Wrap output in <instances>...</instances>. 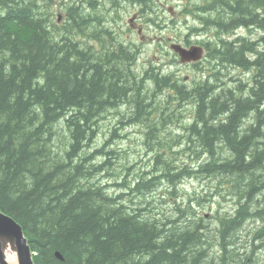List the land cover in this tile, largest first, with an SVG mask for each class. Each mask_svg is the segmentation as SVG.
<instances>
[{"label": "trees", "instance_id": "16d2710c", "mask_svg": "<svg viewBox=\"0 0 264 264\" xmlns=\"http://www.w3.org/2000/svg\"><path fill=\"white\" fill-rule=\"evenodd\" d=\"M48 3L0 0V209L34 264H264V1L183 3L205 49L188 80L136 72L101 5L58 24ZM128 129L141 165L116 145ZM186 179L232 206L206 217L174 195Z\"/></svg>", "mask_w": 264, "mask_h": 264}, {"label": "rangeland", "instance_id": "374dc122", "mask_svg": "<svg viewBox=\"0 0 264 264\" xmlns=\"http://www.w3.org/2000/svg\"><path fill=\"white\" fill-rule=\"evenodd\" d=\"M50 3H48L52 8L51 10L54 11V14H52L50 12V14L55 17V21L59 24L62 23H67L68 21V17L69 15H65V7L66 5L64 3H62L63 5V11L62 13L60 12V2H58V0H49ZM188 0H158V6H159V16H158V20H155V24L152 25H147V21L144 20V18L139 14V10L137 9H133V8H126L125 11H120V17L122 18L120 22H118V28L121 25L122 29H123V36L128 37V39H132L135 41V43H137L140 47H141V51L139 53V56H141V58H139L137 60V62L134 60L133 61V67L134 70L136 72H140L143 68L142 65L140 63V61H142L144 58L148 59L147 62L149 64L150 61H154L157 56V49H156V45H158V43L160 42H165V40H167L169 37H175V38H171V39H177V36H184L187 33V28L188 25L192 24H187L184 23L187 19L184 20V18L182 17V15L180 14L182 12V8L181 6L183 5V3L187 2ZM106 4L112 2V0H105ZM120 3V1H119ZM82 5V3H80L78 0H68V4H67V11H69V8L71 7H77V9L79 10V6ZM84 5V4H83ZM84 8H86V5H84ZM169 8H171L169 10ZM59 13H61L62 15H60ZM64 13V14H63ZM68 13V12H66ZM122 13V14H121ZM58 14L60 15V18L57 19ZM114 15H116L113 11ZM65 15L64 18H61V16ZM133 17V20L137 26H140L143 34H144V39L142 40L140 37V34L136 33V31L130 30L129 29V19ZM191 19V18H189ZM179 24V26L181 27H174V25ZM239 29V28H238ZM238 29L234 32V35L237 34H241V31H243L242 29L238 31ZM256 30H261L259 28H253V30H251L252 32L254 31V33L252 34L253 37H255L259 32ZM111 31H114L115 33V28L112 29ZM238 31V33H237ZM262 32H264L262 30ZM103 33L105 34L106 31L105 29L103 30ZM237 33V34H236ZM206 33H204L205 35ZM87 38V37H86ZM88 39V38H87ZM170 39V40H171ZM79 40L81 41H85V39L82 37V35H80ZM173 40V41H175ZM192 41L196 40V36H193L191 38ZM90 43L94 46H99V42L95 39V38H90L89 39ZM143 41V42H141ZM160 41V42H159ZM169 41V40H168ZM171 43V42H170ZM170 43H166V48H169V44ZM159 46V45H158ZM161 46V45H160ZM145 59V60H146ZM171 60V59H170ZM171 61H165L163 64H158V66H160L162 68V70H159L160 73L162 75H166L168 73H172L173 75H175L176 77H182L184 75H191V76H201L198 71H193L192 67H187V66H178L179 68H176L174 66H170ZM148 65V64H147ZM146 68H149L148 66H146ZM207 69H205L206 71ZM233 75L237 76L239 75L238 72L235 70L233 71ZM183 78V77H182ZM100 134L98 135L99 138V142H102L103 140V134L106 133V130H108V128H106L105 122L102 123V125L100 126ZM134 129H128V130H122V132H120L119 134L122 135V137L125 138V140L116 143L117 146L121 147V151H124L125 153H127V156L130 157L131 162L130 165L136 163V164H140L139 162H145L143 160L144 158V148L141 145V137H140V133H138V131L134 132ZM141 165V164H140ZM184 184V185H183ZM182 185H180V189H178L174 195H179L180 194V198L181 201L185 200L187 201V198L189 196H193V195H197L202 199V203H203V207L199 209V211L204 214V213H209L210 214V219L214 217V214L217 213L218 211H223L224 208L227 206H230L229 203H226V201L223 200H219L221 201L220 203L217 202L216 199L211 198L210 197V188L206 187V185L202 184L200 181L196 180V179H186L183 182ZM163 193V191H159V195ZM195 193V194H194ZM157 194V193H156ZM158 194L156 195L157 197L159 196ZM167 195V194H166ZM162 197L163 196H159ZM196 197V196H195ZM168 198V197H167ZM212 199V200H211ZM167 202H173L170 198L166 199ZM167 203L165 205L170 206V204ZM159 205H161V202H158ZM164 205V204H163ZM232 206V205H231ZM230 206V207H231ZM205 215V214H204ZM220 215V214H219ZM206 216V215H205ZM208 217V218H209ZM207 218V219H208Z\"/></svg>", "mask_w": 264, "mask_h": 264}, {"label": "water", "instance_id": "95a60500", "mask_svg": "<svg viewBox=\"0 0 264 264\" xmlns=\"http://www.w3.org/2000/svg\"><path fill=\"white\" fill-rule=\"evenodd\" d=\"M182 61L198 60L203 52L199 45L186 48L172 44ZM7 249L14 254L13 260L7 259ZM60 257V255L58 254ZM0 264H34L32 251L27 243L22 226L11 216L0 209Z\"/></svg>", "mask_w": 264, "mask_h": 264}, {"label": "bare ground", "instance_id": "6f19581e", "mask_svg": "<svg viewBox=\"0 0 264 264\" xmlns=\"http://www.w3.org/2000/svg\"><path fill=\"white\" fill-rule=\"evenodd\" d=\"M145 1H148V5H145ZM210 0H206V4L209 2ZM58 2H60V12L62 13V11H63V5H62V3H64L65 5H66V7H65V15H67V4H68V0H58ZM202 2H203V0H188L187 2H186V4L187 5H191V6H194V5H202V6H204L203 4H202ZM212 3V2H211ZM129 6H130V8H135V9H137V10H139V14L144 18V20H146L147 22L149 21H152V20H158V16H159V6H158V0H129V2H127L126 3V5L124 6V8H122V11H125L126 10V8H129ZM206 10V9H205ZM264 11V10H263ZM52 12H54V11H52ZM61 13H59L60 15H62ZM63 13V14H64ZM206 12H203L202 14H204V15H206L205 14ZM54 14V13H53ZM58 14V17H57V19L58 18H60V15ZM122 14V13H121ZM119 15H120V13H119ZM119 15H117V16H115L114 17V19L111 21V25H113L114 26V28H115V34H114V37H113V39L114 40H116L117 42H123V43H125V44H127L128 42H129V40H128V37H127V35L126 36H123V29H122V27H121V25L119 26V28H118V22H120L121 21V17L119 16ZM198 16H199V14H197V13H195V14H191V16H188L189 18H191V19H189L188 17V19L187 18H185V19H187L184 23H186V25L187 24H190V23H192L193 25H199V22H200V20H199V18H198ZM259 17V16H258ZM184 19V20H185ZM204 21V20H203ZM205 23V22H204ZM174 27H180L179 26V24H176V25H174ZM235 27V26H234ZM181 28V27H180ZM208 28H210L211 29V27H210V25H209V27ZM247 28V27H246ZM209 29V30H210ZM243 30L244 28H239L238 29V31L239 30ZM207 28L204 30L205 31V33H206V35H207V31H209ZM233 31V30H232ZM238 31H237V33H238ZM244 31V30H243ZM243 31H241V34H245V33H247V32H243ZM256 31H258V32H262V30H256ZM248 32H250V31H248ZM227 33V32H226ZM229 33V32H228ZM236 33V34H237ZM253 33H254V31H253ZM252 33V34H253ZM197 35V34H196ZM239 35V34H238ZM245 35H248V34H245ZM261 35V34H260ZM208 36V35H207ZM239 37V36H238ZM241 38V37H240ZM258 39V38H257ZM160 42V41H159ZM217 42V41H216ZM159 45V46H158ZM158 45H156V49H157V56H159L160 57V63L159 64H163L165 61H167L168 60V58L169 59H171V54H170V52L168 51V49L166 48V46L164 45V43L163 42H160V43H158ZM161 45V46H160ZM257 45V44H256ZM261 45V44H260ZM135 46H137V45H135ZM215 47V46H214ZM260 47V46H259ZM137 48V47H136ZM218 48V47H217ZM251 53V52H250ZM257 56V55H256ZM146 58H144L142 61H140V63L141 64H144L148 59H146ZM150 65H152V64H148V67L149 68H151V67H154V68H156V70L157 71H159V70H162V68L160 67V66H158V65H152V66H150ZM213 79V78H212ZM206 164V163H205ZM146 171V170H145ZM193 172V171H192ZM147 175V174H146ZM198 176V175H197ZM196 176V177H197ZM204 177V176H203ZM201 179V178H200ZM204 179V178H203ZM200 181H202V180H200ZM209 181V180H208ZM213 181V180H212ZM217 194V193H216ZM212 200V199H211ZM205 215H206V217H209L210 216V214L209 213H204ZM6 254H7V259L8 260H13V257L12 256H14V254H12V252H10V250L9 249H7V251H6ZM57 255H58V253H57ZM32 257H33V252H32Z\"/></svg>", "mask_w": 264, "mask_h": 264}, {"label": "flooded vegetation", "instance_id": "af4514ba", "mask_svg": "<svg viewBox=\"0 0 264 264\" xmlns=\"http://www.w3.org/2000/svg\"><path fill=\"white\" fill-rule=\"evenodd\" d=\"M78 1L80 3L86 5L85 10L92 9L94 7H97V6H100L101 5L104 8V18L99 19V21L100 22H104V23H109V24L114 19V17L117 16L120 13V11H122V8H124V6L126 5V3L129 2V0H112V2L107 3V4H104L105 0H78ZM119 1H120V3H119ZM261 1H264V0H261ZM202 4L205 5L206 4V0H203ZM113 11H114V13L116 15L112 14ZM64 17H65V15L61 16V18H64ZM129 29L130 30H133V31H136L139 34V31H140L141 27L140 26H137L136 27V24L133 21L132 22V26H130ZM138 29H139V31H138ZM259 29H261V28H259ZM261 30L264 31V29H261ZM140 37H141L142 40L145 38L144 35H140ZM205 39H207V37H205ZM179 40H180V42L182 44L186 45V43H187L186 41H184L183 39L182 40L179 39ZM131 42L134 45L135 49H137L138 53H140L141 47H139V45L137 43H135L134 41H131ZM135 45H137V46H135ZM167 49H168V51L171 54V60L168 58V61H171V64H170L171 67L174 66L176 68H179L178 66L180 65L182 67L183 66L192 67V70L193 71L196 70V68H195L196 66L195 65H196L197 62L181 63L180 60H179V57L177 56V54L174 53L170 49V47L167 48ZM183 77H184L185 80H188V75H184Z\"/></svg>", "mask_w": 264, "mask_h": 264}]
</instances>
